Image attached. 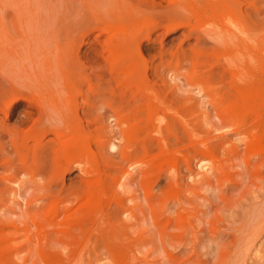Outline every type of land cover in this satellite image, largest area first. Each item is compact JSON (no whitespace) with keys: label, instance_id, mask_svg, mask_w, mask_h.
Returning a JSON list of instances; mask_svg holds the SVG:
<instances>
[{"label":"rangeland","instance_id":"374dc122","mask_svg":"<svg viewBox=\"0 0 264 264\" xmlns=\"http://www.w3.org/2000/svg\"><path fill=\"white\" fill-rule=\"evenodd\" d=\"M0 264H264V0H0Z\"/></svg>","mask_w":264,"mask_h":264}]
</instances>
